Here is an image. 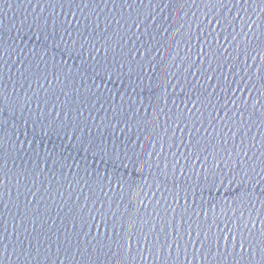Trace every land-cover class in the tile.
Masks as SVG:
<instances>
[{"label":"water","instance_id":"obj_1","mask_svg":"<svg viewBox=\"0 0 264 264\" xmlns=\"http://www.w3.org/2000/svg\"><path fill=\"white\" fill-rule=\"evenodd\" d=\"M164 3L0 0V231L11 245L3 264H184L139 256L138 229H129L130 255L117 246L127 248L117 220L143 226L165 214L194 242L234 231L243 214L238 226L248 223L258 264L264 183L253 181L251 204L242 200L248 180L236 166L264 179V0ZM113 142L120 158L101 160ZM124 151L140 161L135 191L117 183L133 174ZM175 159V177L158 182ZM210 170L235 180H206ZM238 253L222 264H245ZM214 257L188 253L189 264Z\"/></svg>","mask_w":264,"mask_h":264},{"label":"snow or ice","instance_id":"obj_2","mask_svg":"<svg viewBox=\"0 0 264 264\" xmlns=\"http://www.w3.org/2000/svg\"><path fill=\"white\" fill-rule=\"evenodd\" d=\"M127 2V0H125ZM138 2L143 5L145 0H138ZM154 0H148V4L152 5ZM181 0H165L164 6L167 7L169 4L172 3H180ZM186 2V0H185ZM250 0H207V3L210 5H221L224 8H228V5L231 4L233 6L239 5L241 3L247 4ZM229 14H231L229 10ZM239 16V13L236 14ZM151 16V14H150ZM211 23V21H210ZM39 39V37H37ZM4 55V49L2 44H0V58ZM260 78L264 80V71L260 73ZM2 121H0V125H2ZM122 131V130H121ZM182 143V142H181ZM171 151V150H170ZM187 151V149H186ZM100 152L103 153V156L100 157L101 160H104L105 157H107L108 161H111L113 156L116 157V159L120 158L122 149L113 142L111 152H109L107 146L100 147ZM179 152V149L177 150V153ZM177 153H172V156L175 157ZM124 156L131 161L133 164V174L130 175L129 179L126 181L124 179L123 175L117 176V183L123 187L124 184H127L129 189L132 191H135L137 185L134 183L137 178L143 179V175L141 173V166L139 158L133 159L132 157H129L127 155V152L124 151ZM147 159L143 162L144 164H151V158L149 157L148 153L144 154ZM181 157H183V153H179ZM180 164L179 159L175 160H169L165 165L164 169L161 170L160 175L156 177L157 181L160 183L167 182L168 177L172 176L175 177L176 174V166ZM185 164H187V159H185ZM154 167L157 169H160L159 164H154ZM125 167H127L125 165ZM216 169H219V165L215 166ZM227 167V165H226ZM236 168L239 170L237 171V175L240 174V171L243 172V175L248 180V186H243V181H241V192L239 193L240 198L243 200L247 198V202L251 204L252 198L256 197V191L252 187L254 180H261L262 183H264V179H262L260 176L255 175V169L253 167H249L247 170L241 169V165L238 163ZM2 171V169H0ZM233 170L229 169V172L231 173ZM116 172H119V168H116ZM181 175H183V171L181 170ZM223 177V179H220ZM212 178L213 182L216 179H220V182L223 183L224 179H228L229 183H233L235 180V177H230L228 175H225L224 172H219V175H214V171L210 170L208 172V175L205 176V179ZM173 185L175 186V179H173ZM3 184V179L0 178V185ZM261 197H264V189H262L259 193ZM185 204H187V200H185ZM119 207V206H117ZM127 212V209L125 210ZM173 212L175 213V210L173 209ZM113 216L115 218V213H113ZM158 223L154 224L151 221H145L143 226H139V222L137 219L133 217H127L120 218L116 222L120 224L121 230L125 233V243L127 244V248H125L124 245H121L118 243V247L121 248L122 251H127L128 254H131V237L137 236V232L135 231H129V229H138L139 235L137 236V245H136V251L139 256L143 255L144 251H148L150 255H153L157 257L159 260L163 261L165 256H167L169 259L173 257V255L176 256V259L179 260L180 256H183L184 258V264H189L188 261V253L189 250H191V254L193 258L196 257L197 252L200 253V255H204L205 249L207 250V254L209 256L212 255L213 250H215V262L216 264H222V261L224 257L232 256L234 258V255L237 253V248L239 249V256L242 260L245 259V264H251L252 261L256 259V257L253 255V244L254 240H252L251 233L248 230V223H244L243 230L238 226L240 224V221L243 220V214H241V217L239 220L236 221V224L234 225V231L233 229H228L227 232H224V230L218 229L219 232L222 233V235H214L209 234L206 235L204 240L201 241L199 238V235L196 238V241H193L192 235H191V229L188 230L187 233H183L181 228L174 227L167 219V214L164 216H158ZM175 219V216H173V220ZM183 220V217H181V221ZM227 227V226H225ZM6 231V230H5ZM201 231H203L201 229ZM211 232V230H209ZM117 236H119V233H116ZM151 236V241H149V237ZM231 238V239H230ZM239 238V239H238ZM7 237L4 234V231H0V264H3V260L5 258V253H7L8 248L11 246L10 243H6ZM141 240H143V245L141 244ZM221 240L223 241V250H221ZM17 244H19V255L24 254V248H23V242L17 237ZM149 242L151 243V247L149 248ZM200 244V248H196V244ZM229 246L231 247V251L229 250ZM31 247V245H30ZM36 251L39 252L40 248H36ZM17 254V249L13 247V255ZM29 256L31 255V252L28 253ZM257 254L259 255V261L258 264H264V240H261L260 246L257 249Z\"/></svg>","mask_w":264,"mask_h":264}]
</instances>
